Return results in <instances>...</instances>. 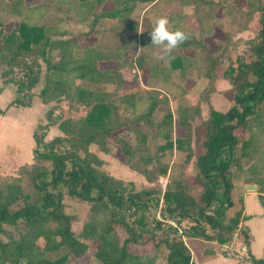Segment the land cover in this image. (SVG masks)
<instances>
[{
  "label": "trees",
  "instance_id": "obj_1",
  "mask_svg": "<svg viewBox=\"0 0 264 264\" xmlns=\"http://www.w3.org/2000/svg\"><path fill=\"white\" fill-rule=\"evenodd\" d=\"M161 3L169 7V27L191 34L166 60L157 59L161 48L151 44V20L134 16L138 8L154 10ZM190 6L199 23L193 31L179 21ZM50 13L54 18L47 20ZM257 15L260 26L248 40L249 58L227 56L231 34L216 39L214 49L206 41L212 35L209 21ZM71 17L76 28L69 25ZM14 20L4 32L5 22ZM227 59L223 77L237 89L236 103L220 111L210 97ZM103 61L115 64L102 68ZM42 63L41 101L66 100L70 113L53 119L50 106L46 122L33 132V163L23 167L33 192L22 183L0 184V264H76L91 241L98 242L95 256L102 264H157L160 258L164 264H193L205 241L223 243L237 230L250 237L240 224L242 209L227 218L225 204L232 205L236 167L245 184L257 186L264 207V0H9L0 5V76L17 86L10 104H31ZM15 66L27 69V81L13 76ZM135 67L175 87L202 77L207 84L195 103L179 105L174 114L166 93L140 86ZM203 104H208L206 115ZM54 124L61 134L46 139ZM152 138L162 140L155 149ZM91 145L105 153L116 146L150 183L168 174L165 155L173 149L186 152L181 170L194 157L193 178L203 188L198 195L183 184L164 191L149 185L126 188L127 182L103 169L104 160ZM67 195L90 204L79 234L72 228L75 216L65 210ZM117 224L126 230L123 238ZM251 261L264 264V257L251 256Z\"/></svg>",
  "mask_w": 264,
  "mask_h": 264
},
{
  "label": "rangeland",
  "instance_id": "obj_2",
  "mask_svg": "<svg viewBox=\"0 0 264 264\" xmlns=\"http://www.w3.org/2000/svg\"><path fill=\"white\" fill-rule=\"evenodd\" d=\"M28 4L40 2L43 0H25ZM9 4V0H0V5L5 6ZM54 14L50 13L47 15V20H52L54 18ZM227 19V25L225 34H231L232 39V45L233 48L230 49L229 53L227 54L228 57H231L232 60L237 56H245L249 58V49L250 44L248 40L252 38L256 30L260 26L259 16H255L253 19H247V17H237V21L233 22L231 18ZM74 17H71V21L69 23L71 28H76L74 25ZM15 24L14 21H8L5 22L3 31L9 32L12 29V26ZM248 27V29H247ZM240 31V34H237V32ZM238 36V37H237ZM225 37V35H224ZM229 59L225 60L223 62V65L218 69V78L216 80V86L217 90L214 91L213 94H211L210 97V103L211 105L220 111L227 110L230 106L236 103V94L237 89L233 87L232 83L223 77V70L224 68L229 66ZM137 70L138 68L135 67ZM140 69V68H139ZM129 73V72H127ZM138 72V76H139ZM46 76V68L45 64H41V71H40V82L36 85L34 89V95L32 97L31 103L36 104V107L39 106L38 100H41L40 96L38 95L41 88L44 85V79ZM1 77V76H0ZM2 82L4 84H10L11 88L13 90L12 92V99L13 100L17 93V86L13 82V80H9L7 76L1 77ZM207 84V78H204V80L200 84H196L192 89L194 90L192 97H185L179 95V90H177L176 87H172L171 89H167V93L169 94H175V99H170V105L171 107H174L175 110H177V107L179 104H192L195 103L199 97L200 91L206 86ZM142 86V84L140 85ZM14 93V94H13ZM10 94L6 95L8 97ZM10 99V98H9ZM3 104H5V100L3 98L2 100ZM9 101V100H7ZM10 102V101H9ZM6 105V104H5ZM16 105V104H12ZM31 105V104H30ZM18 106V105H17ZM54 106L55 111L52 116V118H59L61 116L67 117L70 113L69 111V104L66 100H60L58 103H53L51 107ZM50 107V108H51ZM208 104H203V114H207ZM9 114L11 118L15 117L17 118L18 122H13L10 119H4L0 118V158L3 160H0V168L5 165V168L8 169H0V184L6 188L9 184L12 183H22L24 188H26L28 191L33 192L32 185L27 181V179L23 176L24 172L23 167H28L33 163V148L31 149L32 153L29 155V147L33 144V147L35 145L34 139H33V123L37 122H46V111H44L43 108L39 110V107L36 108L31 114H29L26 110L23 111L22 109H18L17 107H13L10 109ZM158 115L160 116V113L158 112ZM58 125V124H56ZM36 129V128H35ZM240 133V131H239ZM61 134V131H60ZM240 133L239 135H241ZM49 132H47L46 139H48ZM123 135H126V132L123 133ZM162 142L161 139L152 138L150 140V147L152 149H155L156 145L158 143ZM92 150H95L98 152L97 145H91ZM102 156L104 159L103 169L106 170L109 174L113 175L116 178L123 179L125 182H127L126 188H134V189H146V185H144L145 177L141 175L139 172L134 170L133 168H130L128 166V163L125 161L124 156L121 154L119 149L116 146L111 147V151L108 152V154L102 153ZM164 161L168 164L169 171L166 176H160L158 181L155 183L148 182L149 186H153L155 188H161L162 191L167 188V186H172L175 188L179 185H184L185 188H187L192 194L198 195L201 188H203L200 184L195 183L193 175V160L189 163L188 167L186 168L185 172H182L181 165L184 164L185 160L187 159L186 152L173 149V151H170L167 155L164 156ZM5 160V162H4ZM12 160V162H11ZM15 160V161H14ZM10 163L6 165V163ZM125 168V170L128 174L124 175L121 173V169ZM12 169V170H11ZM245 179V174L238 168L234 167L233 169V182L234 186L233 188H242L239 187V185H243ZM128 181L132 182L129 183ZM146 182V181H145ZM255 185V184H254ZM232 188V189H233ZM244 188V187H243ZM257 188V186L255 187ZM218 196H220L222 199L224 198L223 195V189L218 188L217 190ZM237 191L231 190L230 196H231V202L234 203V205L225 206L226 209V216L227 218L234 217L236 215V212L240 208L239 199L236 198ZM65 210L75 216L73 222H72V228L75 233L79 234L83 228L84 222L87 218L88 210L90 207V204L88 201L81 200L75 197L66 196L65 197ZM219 201H215L213 204L217 205ZM156 216H159V213L156 211ZM174 223V222H173ZM183 225H188L189 222L187 220L182 221ZM49 225L54 226L55 224L52 222H49ZM22 227V226H20ZM117 229L119 231V234L121 238H123L126 235L125 228L117 224ZM200 244V243H199ZM205 246H201L196 250V255L199 256L202 253H206L209 251L217 252L224 254L220 244L215 243L213 241H205ZM98 246L97 241H91L90 242V248L87 251L86 255L83 258H80L76 264H102L101 261L95 256V250ZM193 246H196V243H193ZM146 248V247H145ZM243 262V261H241ZM157 264H164V259L160 258L157 261ZM193 264H196L195 261H193Z\"/></svg>",
  "mask_w": 264,
  "mask_h": 264
},
{
  "label": "crops",
  "instance_id": "obj_3",
  "mask_svg": "<svg viewBox=\"0 0 264 264\" xmlns=\"http://www.w3.org/2000/svg\"><path fill=\"white\" fill-rule=\"evenodd\" d=\"M147 9V8H146ZM146 9H136L134 16L140 17V21L142 22V18L144 15H147V17L151 20L152 24L153 21L158 19L161 16H168V10L169 7L167 4H159L158 7H156L154 10H148ZM186 14V17L183 18V20H179L183 27L186 30L193 31L197 26H198V20L193 14V9L192 7H186L185 10H183ZM227 25V19L226 17L220 16L218 20H212L209 21L207 26L212 30V35L206 38V41L209 43L210 47L214 49L216 47L215 40L216 39H223L225 32H226V25ZM248 29V27H247ZM237 34H240V31L237 32ZM238 37V36H237ZM88 39H85L82 41L83 44L88 43ZM115 63L113 61H103L100 62V66L102 68L105 67H110L113 66ZM138 68V67H137ZM135 71L139 72V80L140 84H142L143 89L147 88H155L163 91L169 96V99H175V94H169L167 93V89H171L172 87H175L171 85L168 82H163L159 78H153L150 77L146 74L147 70L145 67H140V69H134ZM125 77L129 80L132 78L131 72L127 73ZM205 77H202L199 79L198 82H194L193 80L189 79L184 86H177V90H179V95L180 96H185V97H192L194 90L192 89L196 84H200ZM0 118L4 119H10L11 116L9 114V111L13 107H17L18 109H22L23 111H27L29 114H31L36 108L39 107V110L41 108L44 109V111H47L48 108L51 106V103H43L41 100H38L39 106L36 107V104L31 103V105L28 106H22V105H12L10 102L12 101V88L11 85L4 84L2 82V78L0 77ZM214 93V92H213ZM212 93V94H213ZM10 94L8 97L6 95ZM14 94V93H13ZM5 100V104H3L2 100ZM10 98V99H9ZM9 100V101H7ZM179 105H189V104H179ZM171 106V105H170ZM174 114H176V110L174 107H171ZM13 122H18L17 118L13 117L11 118ZM44 122H35L33 123V129ZM34 132V131H33ZM49 135L48 139L52 138L53 136L60 134V129L58 125H50L48 129ZM33 148V144L30 145L29 147V155H31L32 151L31 149ZM102 153L108 154L105 152H98V155L104 160ZM0 160H3L0 158ZM15 161V160H14ZM5 162V160H4ZM12 162V160H11ZM5 164V163H4ZM0 168L2 170L8 169L5 168V165ZM10 164L9 162L6 163V165ZM12 170V169H11ZM125 170V168L121 169V173L124 175L128 174ZM138 172V171H137ZM142 175V174H141ZM144 177V176H143ZM146 181V182H145ZM144 185H148L149 183L147 180H144ZM239 187L242 188H233L232 190L235 192L237 191L236 198L239 199L240 203V208L237 207V209H242V219L240 221V224L248 231L250 234V249H251V256L256 257V258H262L264 257V207L261 205L258 193H257V188H252L250 187V184H243L239 185ZM244 187V188H243ZM234 205L232 203L231 207ZM216 243V242H215ZM193 261H195L196 264H252V261H239L236 260L233 257L227 256L225 254L220 253L219 251L217 252H206L202 253L199 256H194Z\"/></svg>",
  "mask_w": 264,
  "mask_h": 264
},
{
  "label": "clouds",
  "instance_id": "obj_4",
  "mask_svg": "<svg viewBox=\"0 0 264 264\" xmlns=\"http://www.w3.org/2000/svg\"><path fill=\"white\" fill-rule=\"evenodd\" d=\"M169 25V18L161 16L153 21V28L150 31L151 44L161 48V54L157 57L159 60L171 57L176 48L191 39L190 33L180 28L172 29Z\"/></svg>",
  "mask_w": 264,
  "mask_h": 264
},
{
  "label": "built area",
  "instance_id": "obj_5",
  "mask_svg": "<svg viewBox=\"0 0 264 264\" xmlns=\"http://www.w3.org/2000/svg\"><path fill=\"white\" fill-rule=\"evenodd\" d=\"M28 63L30 64L29 60ZM26 70L19 66H15L13 68V76L17 79L19 78L27 81L29 75L26 73ZM27 92L28 89L24 88L22 93L24 95ZM220 247L227 256L233 257L239 261H251L250 238L241 230H237L228 241L220 243Z\"/></svg>",
  "mask_w": 264,
  "mask_h": 264
},
{
  "label": "water",
  "instance_id": "obj_6",
  "mask_svg": "<svg viewBox=\"0 0 264 264\" xmlns=\"http://www.w3.org/2000/svg\"><path fill=\"white\" fill-rule=\"evenodd\" d=\"M250 187H252V188H255V187H256V185H254V184H253V185H250Z\"/></svg>",
  "mask_w": 264,
  "mask_h": 264
}]
</instances>
